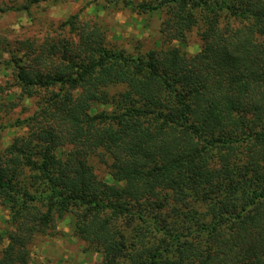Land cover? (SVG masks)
Wrapping results in <instances>:
<instances>
[{"label":"trees","instance_id":"16d2710c","mask_svg":"<svg viewBox=\"0 0 264 264\" xmlns=\"http://www.w3.org/2000/svg\"><path fill=\"white\" fill-rule=\"evenodd\" d=\"M47 1L59 0L17 10ZM138 7L165 10L167 43L198 28L201 49L132 55L74 14L69 36L17 41L0 63L37 98L0 149L12 227L0 264H29L35 238L66 216L96 264H264V0Z\"/></svg>","mask_w":264,"mask_h":264},{"label":"rangeland","instance_id":"374dc122","mask_svg":"<svg viewBox=\"0 0 264 264\" xmlns=\"http://www.w3.org/2000/svg\"><path fill=\"white\" fill-rule=\"evenodd\" d=\"M27 0H0V8L8 7L6 13H0V63L11 58L16 42L31 40L42 42L59 35L69 36L67 28H62L72 15L78 14L83 20L98 23L107 43L132 55L144 54L168 46H176L187 55L196 54L202 42L199 29L187 34L184 43L174 40L167 43L161 33V24L166 17L165 10L142 12L139 5L154 0H59L40 2L30 10H17ZM64 29V30H63ZM20 55V54H19ZM121 91L120 87L111 90ZM14 100L18 106L12 110L0 112V149H4L16 135L23 134L17 122L29 117L35 111L37 98L20 97V90L10 68L0 64V101ZM104 107L99 106L97 110ZM96 174L111 182L109 170L98 160L92 161ZM9 212L6 206H0V254L7 244ZM101 254L76 236L70 216L56 222L46 234L35 238L30 246L29 264H96Z\"/></svg>","mask_w":264,"mask_h":264}]
</instances>
